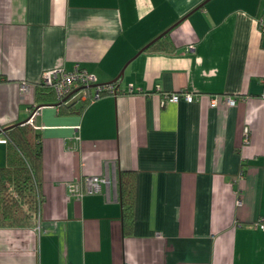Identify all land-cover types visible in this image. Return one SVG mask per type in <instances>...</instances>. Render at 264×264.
Returning <instances> with one entry per match:
<instances>
[{
    "label": "crops",
    "instance_id": "crops-1",
    "mask_svg": "<svg viewBox=\"0 0 264 264\" xmlns=\"http://www.w3.org/2000/svg\"><path fill=\"white\" fill-rule=\"evenodd\" d=\"M262 20L264 0H0V139L37 108L44 126L40 218L0 227V264H264ZM76 66L117 93L37 97Z\"/></svg>",
    "mask_w": 264,
    "mask_h": 264
},
{
    "label": "trees",
    "instance_id": "trees-1",
    "mask_svg": "<svg viewBox=\"0 0 264 264\" xmlns=\"http://www.w3.org/2000/svg\"><path fill=\"white\" fill-rule=\"evenodd\" d=\"M37 97L55 103L51 88L41 86ZM29 121L5 131L7 165L0 169V227L33 226L42 203V146L40 135ZM124 175L121 174V178ZM132 185L122 180L125 218L132 213Z\"/></svg>",
    "mask_w": 264,
    "mask_h": 264
},
{
    "label": "built area",
    "instance_id": "built-area-1",
    "mask_svg": "<svg viewBox=\"0 0 264 264\" xmlns=\"http://www.w3.org/2000/svg\"><path fill=\"white\" fill-rule=\"evenodd\" d=\"M260 26L262 31H264V21H260ZM194 47L191 45L188 47L187 51L193 50ZM41 86H46L51 88L56 98L57 104L68 103L72 99L82 98L85 100H93L101 97L104 93H117V88L115 84L110 85H98L96 76L89 72L88 70L76 66L74 69L68 71L64 68L58 67L45 71L42 75ZM95 86V92L92 94L89 92L91 86ZM22 91L30 93L34 89L28 86L26 83L22 84ZM134 88L131 87L130 92H133ZM186 100L187 102H193L195 97L192 94H177V93H167L163 95V103H178L180 100ZM220 103H224L229 106L235 104V100L232 98H220L218 96L212 97L210 101L211 107H218ZM38 109V108H37ZM32 112L29 123L33 124L34 128L40 130L44 126H37L34 122V116L38 113V110ZM0 143L6 144V138H1ZM106 182L105 178L92 176L85 179L86 189L83 191L77 185H71L70 190L73 195L77 198H82L85 194H94L100 192L101 184ZM238 204L241 205V200L238 199ZM38 218H40V209L38 213ZM257 226L264 230V217L260 219Z\"/></svg>",
    "mask_w": 264,
    "mask_h": 264
},
{
    "label": "water",
    "instance_id": "water-1",
    "mask_svg": "<svg viewBox=\"0 0 264 264\" xmlns=\"http://www.w3.org/2000/svg\"><path fill=\"white\" fill-rule=\"evenodd\" d=\"M207 1H205V2H203L201 5H199L196 9H194V10H197V9H199V8H201L203 5H205V3H206ZM193 12V11H192ZM188 16V15H187ZM186 16V17H187ZM163 35H161V36H159L155 41H157L158 39H160L161 37H162ZM153 43H154V41H153ZM146 48V47H145ZM122 74H123V72H121V74L117 77V79H115L113 82H117L120 78H121V76H122ZM24 123L26 122V121H23ZM24 123H18V124H15V125H13V126H10V127H16V126H19V125H21V124H24ZM3 131H6V128L5 129H3Z\"/></svg>",
    "mask_w": 264,
    "mask_h": 264
}]
</instances>
